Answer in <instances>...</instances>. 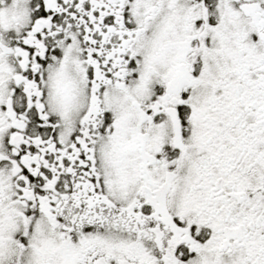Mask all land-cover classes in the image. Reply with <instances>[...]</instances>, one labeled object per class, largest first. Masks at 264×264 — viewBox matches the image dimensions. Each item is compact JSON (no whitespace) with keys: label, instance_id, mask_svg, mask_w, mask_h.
Returning a JSON list of instances; mask_svg holds the SVG:
<instances>
[{"label":"snow or ice","instance_id":"1","mask_svg":"<svg viewBox=\"0 0 264 264\" xmlns=\"http://www.w3.org/2000/svg\"><path fill=\"white\" fill-rule=\"evenodd\" d=\"M0 264H264V0H0Z\"/></svg>","mask_w":264,"mask_h":264}]
</instances>
